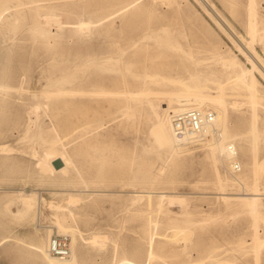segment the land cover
Masks as SVG:
<instances>
[{"label": "rangeland", "instance_id": "obj_1", "mask_svg": "<svg viewBox=\"0 0 264 264\" xmlns=\"http://www.w3.org/2000/svg\"><path fill=\"white\" fill-rule=\"evenodd\" d=\"M249 2L0 0V147L9 149L0 151V264H44L34 245L67 233L71 242L73 229L78 264H264V212L226 205L219 194L242 193L239 176L250 187L253 161L264 166V0H254V38ZM220 56L251 71L258 105L232 88L241 83ZM183 86L225 98L230 132L250 139L235 143L237 171L224 156L213 161L209 136L175 155L158 146L154 114L177 107L160 93ZM72 89L82 91L72 96ZM100 154L112 171L91 185L85 171ZM145 162L152 181L140 177ZM15 194L36 196L33 217L14 218ZM55 222L76 228L58 233ZM150 250L160 257L150 260Z\"/></svg>", "mask_w": 264, "mask_h": 264}, {"label": "bare ground", "instance_id": "obj_2", "mask_svg": "<svg viewBox=\"0 0 264 264\" xmlns=\"http://www.w3.org/2000/svg\"><path fill=\"white\" fill-rule=\"evenodd\" d=\"M217 2V1H216ZM250 4V12H249V23H248V28H249V35L251 34V36L254 38L255 35H257L258 33V25H257V22L254 20V17L256 15V12L255 10L253 9V5H254V0H250L249 2ZM131 3H128L124 6H122L121 8H119L118 10H115L113 11L112 13H110L108 16H111L113 15L114 13H116L117 11H119L120 9H123L127 6H129ZM262 6V5H261ZM1 18V17H0ZM88 21V20H87ZM86 22V21H85ZM126 22V21H125ZM124 22V23H125ZM88 25V24H86ZM82 24L80 26V28H82ZM85 26V24H84ZM223 27V26H222ZM223 30V29H222ZM226 31V30H225ZM264 31V30H263ZM262 32V31H260ZM250 36V37H251ZM145 38V37H144ZM141 39L137 40V41H140ZM143 40V38H142ZM136 43V42H135ZM134 46V45H133ZM127 50V49H126ZM124 53V52H123ZM122 53V54H123ZM243 53V52H242ZM222 56V55H221ZM219 57V63L222 65V67L224 68V70L230 74L231 78H233V80L236 82V81H239V83L241 84H238L235 85V86H232V88H238L240 90H245L246 93H247V98L249 100V102L251 104H253L252 106H254V104L256 103V100H257V95H255L252 91V88L253 87H256L257 86V83L254 79V76L252 75L251 71H249L248 73L243 69V67L235 60H231V59H228V58H224V57ZM257 59V58H256ZM259 61V60H258ZM256 64V63H255ZM255 64H253V68H256L255 67ZM260 66H262V68L264 67L263 64H261V62H259ZM257 65V64H256ZM252 68V69H253ZM260 70V68H259ZM79 72V71H78ZM259 72V71H258ZM82 73V72H81ZM82 90L80 89H72V90H69V92H67L68 94H71L72 96L77 93V92H80ZM196 90H194L193 87H188V86H183V87H176L175 90H169V91H164L160 94H165L167 95L170 100H175L176 103H177V107L173 108L172 110L174 111L173 113H177V112H181V111H185V110H188V109H193V108H196V109H204V110H210V109H213V112L215 114V118H214V123L204 132V134L202 135L203 137L205 136H209L210 137V140H214V143H212L209 147V150H210V155L213 159V161L216 163L217 161H219L218 159V156L221 155V156H224V158H226L228 160V165L229 167L231 166V168H233L231 162L235 161L234 163L236 164L238 160V150H237V146L235 147V143L236 141L240 140V141H247L249 139L245 137H242L244 139L241 138V136H239L238 133H232V131L230 132V129L228 128L227 126V119H228V115L226 113L227 111V105H226V102L224 101V99L220 98L219 96L215 95L213 97H209V96H205L203 95L202 93H196L195 92ZM146 92V91H145ZM124 93V92H123ZM122 93V94H123ZM138 93V91H137ZM153 93V92H152ZM158 93V92H157ZM83 94V93H82ZM127 94V93H125ZM129 94V93H128ZM154 94V93H153ZM81 95V94H80ZM93 95V94H91ZM124 95V94H123ZM144 95V94H142ZM151 95V94H150ZM159 95V94H158ZM75 96V95H74ZM77 96V94H76ZM83 96V95H82ZM136 94L135 93H131L129 95L130 98L132 99H135L137 97H135ZM145 96V95H144ZM149 96V94H148ZM152 96V95H151ZM156 96V95H155ZM161 96V95H159ZM80 97V96H79ZM154 97V96H153ZM166 97V96H164ZM138 99V98H137ZM145 99L147 100V98L145 97ZM168 99V98H167ZM193 100V101H191ZM260 101V100H257V102ZM168 103H169V100H168ZM250 104V106H251ZM256 105H258L256 103ZM165 106V105H164ZM168 106V104H167ZM166 106V107H167ZM172 107V106H171ZM255 107V106H254ZM169 108V106H168ZM164 109V108H163ZM167 109V108H166ZM165 109V110H166ZM155 115V118L157 120V126H156V129H157V132H158V138L156 140L158 146L160 147L161 150H165V151H169L170 153H172V155H175V154H178V153H182L185 149L183 146H181L182 144L178 143L177 140L175 139V137L173 136V133H172V129H171V124H170V115L169 114H166L164 115V117H159L156 113L154 114ZM82 121V120H81ZM252 127H250L249 129V133L251 136L254 135L256 129L254 127V125L251 123ZM83 128V127H82ZM72 130V129H71ZM79 130V129H78ZM84 130H86L84 128ZM83 131V130H82ZM72 132V131H71ZM78 132V131H77ZM85 131H83L82 133H84ZM75 133V131H74ZM81 133V132H80ZM206 139V138H205ZM250 141V139L248 140ZM212 142V141H211ZM253 142V141H252ZM204 143V140L203 142ZM201 143V144H202ZM207 142L204 143V145L206 144ZM248 143V146H250V142H247ZM246 143V144H247ZM237 145H238V142H237ZM203 147V146H202ZM240 149V152L243 156H248V153H249V149L246 147V146H241L239 147ZM9 149L5 148L4 147H0V151H7ZM252 152V150H251ZM169 153V154H170ZM57 155V154H56ZM98 155V154H97ZM101 156L99 159H95L96 156H94V158H91L89 160V164L90 166L92 165L93 168L89 169L88 172H86L85 170V174L90 178L87 179L88 180H91L92 184L94 183H97V182H100L104 179L105 174L107 173V171H112L111 169V165L112 163L110 164L109 161L110 159L109 158H106V156H103V155H99ZM98 156V157H99ZM63 157V156H62ZM89 158V157H87ZM226 160V161H227ZM238 163V162H237ZM83 164V163H82ZM81 164V166H82ZM85 165H89V164H86L84 163ZM83 164V165H84ZM221 164V163H220ZM72 165L74 166V163H72ZM76 165V164H75ZM108 166V167H107ZM239 166V164H238ZM252 173H253V180H254V183L252 186H248L245 182V178L243 176H239V178L237 179L238 180V185H241V187L243 188V192L242 193H238V194H235L234 196H229V194L227 193H224V192H221L219 193L221 195V198L223 199V201L227 204H229L230 202H236L240 207H242L243 209H245L246 211L247 210H252V211H255V212H258V211H261V212H264V204L261 202L264 200V192L258 187L257 185V181H258V177H257V171L259 170V172L262 170V172H264V166L261 167V170L260 169H257L256 168V165H255V162L253 161V164H252ZM83 167V166H82ZM81 167V168H82ZM84 168V167H83ZM86 168V167H85ZM88 168V167H87ZM74 169V168H73ZM76 169V168H75ZM79 169V168H78ZM77 170V169H76ZM151 163L149 162H145L141 165V169H140V177L142 180H148V181H152L154 180V177L151 175ZM79 171V170H77ZM83 171V172H84ZM79 174V173H78ZM78 174L76 173L75 175L78 176ZM85 175V176H86ZM76 176V178H77ZM81 176V175H80ZM83 177V176H82ZM80 177V178H82ZM69 178H71L69 176ZM73 178V177H72ZM79 178V177H78ZM77 178V179H78ZM85 179V177H83ZM216 180H217V184L220 186V188L222 187L223 183L222 182V178L221 176L219 175V173H217L216 175ZM85 182L87 180H84ZM84 181H81L82 183ZM72 182V181H71ZM80 180L77 181V183H79ZM94 182V183H93ZM55 183V181H54ZM89 183V181H88ZM74 184V182H73ZM86 184V183H84ZM65 185V184H64ZM77 185V184H76ZM83 185V184H82ZM88 185V184H87ZM96 185V184H95ZM114 185V184H113ZM66 186V185H65ZM71 186V185H69ZM89 186V185H88ZM74 187V186H73ZM76 187V186H75ZM86 187V186H84ZM76 190V189H75ZM84 192V191H83ZM86 192V191H85ZM88 192V191H87ZM172 192V191H171ZM152 193H155V192H136L133 194V196H137L138 198L137 199H141L143 198L144 196H150ZM160 197L161 198H166L168 197V194L164 191H159L158 192ZM26 194V193H25ZM16 195V194H15ZM77 195V194H76ZM17 196V195H16ZM35 195L34 194H29V195H18L16 198L18 199L17 200V203L19 206L18 208V212L16 214H13L14 215V218L15 216L16 217H26L31 215V217H33L32 215H34V206H35ZM74 196V194H73ZM70 197V196H69ZM76 197V196H75ZM79 197V195H78ZM217 197V196H216ZM40 199V198H39ZM42 199V198H41ZM70 200V198H68ZM135 199V198H134ZM14 200V199H13ZM38 200V199H37ZM72 200V199H71ZM75 199H73L72 201H74ZM76 201V200H75ZM136 201V200H134ZM171 201V199H170ZM71 202V201H70ZM139 202V200H138ZM45 203V202H44ZM49 203V202H48ZM1 204V203H0ZM46 204V203H45ZM52 204V203H51ZM49 205V204H48ZM53 205V204H52ZM74 205V202L73 204ZM230 205V204H229ZM51 206V205H49ZM48 207V206H47ZM54 207V205L52 206V208ZM61 207V206H60ZM59 207V209H60ZM9 208V207H8ZM7 208V209H8ZM51 208V207H49ZM55 208V207H54ZM36 209V208H35ZM37 210V209H36ZM40 210V209H39ZM58 210V209H57ZM62 210V207L61 209ZM69 211V210H68ZM7 212V211H5ZM56 212V211H55ZM71 212V211H69ZM41 213V212H40ZM59 213V212H58ZM56 213V215L58 214ZM72 213V212H71ZM70 213V214H71ZM7 215V214H6ZM9 215V214H8ZM55 215V213H54ZM72 215V214H71ZM58 216H61L60 214H58ZM8 217V216H7ZM11 217V216H10ZM9 217V218H10ZM55 217V221L57 220L56 216ZM13 218V217H12ZM11 218V219H12ZM63 219V218H62ZM61 219V220H62ZM25 220V219H23ZM30 220V219H29ZM27 220V221H29ZM63 221V220H62ZM22 222V221H21ZM30 222V221H29ZM69 222V221H68ZM61 224V223H60ZM54 225V224H53ZM52 225V226H53ZM58 225V227L56 226ZM58 230V233L62 231L67 233L66 230H68L67 228L70 227L68 226L66 228V230L64 229V227H61L63 226L61 224V226H59V223L57 224V222H55V225ZM73 226V225H71ZM73 228H76V226H74ZM73 228L70 227V229L72 230ZM49 229V228H48ZM52 229V228H51ZM51 229H49V231H51ZM69 229V230H70ZM46 230V229H45ZM76 230V229H73V231ZM48 231V232H49ZM73 231H69L70 235H71V242H70V256L67 258V259H64V260H60L54 256H52L49 251H48V246H49V241L48 242H44V244L42 246H39V245H34V251L36 252V254L38 255V257L40 258L41 262L44 263V264H78L77 263V259L78 257L76 258V253H74V243H75V235L73 234ZM77 231V230H76ZM75 231V232H76ZM57 233V232H56ZM77 234H79V232H76ZM75 233V234H76ZM68 234V233H67ZM66 234V235H67ZM95 234V233H94ZM51 235V234H50ZM98 235V233H97ZM93 236L91 237L92 241L89 242L90 244L91 243H97L99 242V235L98 236ZM81 235H79V238H80ZM92 236V235H90ZM88 236V237H90ZM101 236V235H100ZM82 238V237H81ZM80 238V239H81ZM103 238H106V237H103ZM90 238H88L87 241H89ZM46 240V239H45ZM85 240V239H84ZM104 240V239H102ZM101 240V242H102ZM81 241V240H80ZM41 242V241H39ZM85 241H83L82 243L84 244ZM151 242V241H150ZM43 243V242H42ZM77 243V242H76ZM75 243V244H76ZM36 244V242L34 243ZM40 244V243H38ZM88 244V243H87ZM99 244V243H98ZM97 244V245H98ZM101 244V243H100ZM30 245V244H29ZM77 245V244H76ZM94 245V244H92ZM33 246V245H32ZM104 246V245H103ZM151 248V247H150ZM76 250V248H75ZM115 250V249H114ZM153 250V249H152ZM150 250V253H149V259L150 260H153L155 258H159L160 256H157L155 255L154 251ZM77 251V250H76ZM78 253V251H77ZM80 256V255H79ZM209 257V256H208ZM82 259V258H81ZM208 259V258H207ZM83 260V259H82ZM161 261V260H160ZM225 261V260H224ZM128 262V261H127ZM113 263V262H112ZM131 264H134V263H131ZM216 264V263H215ZM220 264V263H219ZM232 264V263H231Z\"/></svg>", "mask_w": 264, "mask_h": 264}, {"label": "built area", "instance_id": "obj_3", "mask_svg": "<svg viewBox=\"0 0 264 264\" xmlns=\"http://www.w3.org/2000/svg\"><path fill=\"white\" fill-rule=\"evenodd\" d=\"M214 118L215 114L212 110L196 108L171 113L170 124L173 136L182 145L194 143L214 123ZM238 169V164H234L233 170ZM48 251L60 260L67 259L71 252L69 236L53 235L49 240Z\"/></svg>", "mask_w": 264, "mask_h": 264}]
</instances>
